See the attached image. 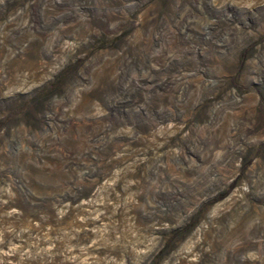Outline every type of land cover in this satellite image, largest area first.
Returning <instances> with one entry per match:
<instances>
[{
	"label": "rangeland",
	"instance_id": "rangeland-1",
	"mask_svg": "<svg viewBox=\"0 0 264 264\" xmlns=\"http://www.w3.org/2000/svg\"><path fill=\"white\" fill-rule=\"evenodd\" d=\"M0 264H264V0H0Z\"/></svg>",
	"mask_w": 264,
	"mask_h": 264
},
{
	"label": "bare ground",
	"instance_id": "bare-ground-1",
	"mask_svg": "<svg viewBox=\"0 0 264 264\" xmlns=\"http://www.w3.org/2000/svg\"><path fill=\"white\" fill-rule=\"evenodd\" d=\"M184 26V25H183Z\"/></svg>",
	"mask_w": 264,
	"mask_h": 264
}]
</instances>
